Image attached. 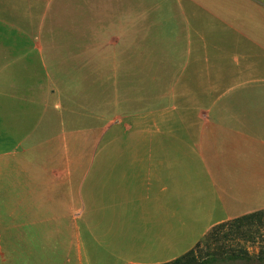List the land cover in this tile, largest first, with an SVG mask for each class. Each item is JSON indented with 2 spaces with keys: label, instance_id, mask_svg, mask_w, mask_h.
<instances>
[{
  "label": "crops",
  "instance_id": "obj_1",
  "mask_svg": "<svg viewBox=\"0 0 264 264\" xmlns=\"http://www.w3.org/2000/svg\"><path fill=\"white\" fill-rule=\"evenodd\" d=\"M55 1L0 0V33L30 34L28 25L14 18H39V30L27 41H0L2 263L8 261L3 237L12 246L14 234L19 240L14 224L55 225L42 233L57 238L69 223L77 252L67 254L62 264H162L191 250L216 225L263 210L264 105L256 102L264 92L243 90L242 70L232 86L221 88L209 77L201 90L198 76L186 73L209 46L222 58L226 48L207 33L243 34L236 22L243 21L251 0H60L53 7ZM175 6L183 23L171 26L177 13L172 15L170 7ZM49 15L54 75L38 37ZM107 61L180 65L179 87L195 98L207 96L209 104L180 107L198 115L190 123L179 121L178 135L165 131L168 125L155 135H122L123 125L134 124L120 119L123 106L107 123L100 86L91 94L92 66ZM101 75L97 72L96 82ZM79 81L81 96L95 95L96 103H69ZM37 97L42 102L35 108ZM181 129L194 130L196 138ZM111 147L113 152H107ZM15 170L33 177L20 190L25 195L11 201L10 172ZM40 233L36 230V239ZM92 247L97 252L91 253ZM17 257L22 264V256Z\"/></svg>",
  "mask_w": 264,
  "mask_h": 264
},
{
  "label": "rangeland",
  "instance_id": "obj_2",
  "mask_svg": "<svg viewBox=\"0 0 264 264\" xmlns=\"http://www.w3.org/2000/svg\"><path fill=\"white\" fill-rule=\"evenodd\" d=\"M60 0H56L53 4L56 5ZM264 3V0H262ZM245 10V9H244ZM178 12L177 6L170 7V13L176 14ZM244 13V19L240 22H236L237 27L244 30L243 34L237 33H220L210 34L207 33V37H213L218 40L216 44L226 48V52H221L222 58H217L219 53L209 46L208 53H203L198 64H191L187 66L186 73L192 77L198 76L197 89H203L208 84L209 77H212L218 81L221 88L226 86H232L239 81V72L242 70L243 79L246 84L242 87L243 90L250 91L253 93L264 92V5L257 1H249L247 8ZM73 17V16H71ZM240 18V17H239ZM13 19V18H12ZM11 19V20H12ZM52 16H45L43 19V26L41 33L38 34L39 39L45 46V57L48 62V71L54 75V70L57 66L52 65L49 62L51 50L49 28L52 23ZM230 19V17H228ZM15 21H20L22 24H27L30 30V34L20 33H0V41H18L26 40L29 36H33L34 29L39 30V18H14ZM170 25L174 23H183L182 17L177 13L174 19L170 20ZM234 22L237 20H233ZM0 29H2L0 25ZM179 40L182 39L181 34H176ZM226 39V40H225ZM246 46L247 49L245 47ZM228 53V57H226ZM246 54V57L242 56ZM239 55L241 64L238 63V58L233 59ZM106 56H113V53ZM226 57V58H225ZM248 63V64H246ZM80 69L81 66H76ZM93 81L90 82L91 94L93 90L98 89L103 93L100 97V105H104L106 109V115L108 117L107 123L117 117L118 112L115 111L119 105L123 106V117L121 120H132L134 121L133 126L126 127L123 125L119 133L126 131L129 135L130 132H134L135 135H152L161 133L163 126H170V135H178V122L185 120L187 123L196 119L197 113L180 112L183 106H202L209 104V98L207 96H191L187 90L179 87L177 81L178 69L180 65H160V64H137L132 66H116L110 61H107L105 65L92 66ZM76 72V71H75ZM100 72L101 79L96 82V74ZM92 73V70H91ZM121 75V81L118 79ZM132 76V77H130ZM229 76V77H228ZM55 77V76H53ZM116 77V78H115ZM189 77V76H187ZM228 77V78H226ZM118 79V80H117ZM47 82V83H46ZM45 86L49 88L51 83L46 81ZM89 85V83H88ZM121 86V88L119 87ZM81 82H75L73 87V96L70 104L83 103L87 100L88 103L93 104L97 101L95 95L81 96ZM207 87V86H206ZM121 89V93H120ZM196 89V88H194ZM196 89V90H197ZM34 99V104H41V97ZM31 98L28 99L29 104ZM104 103V104H103ZM257 104L264 105V98H260L256 102ZM254 105V104H253ZM29 106V105H28ZM36 108L37 106L34 105ZM125 116V118H124ZM181 132L186 130L181 129ZM136 132H138L136 134ZM189 133V134H188ZM186 132L188 137L196 138L197 134L192 131ZM112 136V134H111ZM264 147V145H263ZM173 148V149H172ZM107 152H113L112 147ZM171 154L177 156L178 149L175 146H171ZM187 153H190L188 150ZM260 157H263L260 154ZM11 162V168H16ZM261 171L263 175L260 177L259 182L262 188H264V158L260 159ZM30 173L15 170L10 172V200L17 201L18 198L23 197L25 194H21L20 190L28 185V182L32 180ZM205 178L203 177L202 180ZM20 184V186H19ZM203 185L205 183L203 182ZM5 199V194L3 195ZM2 196L0 194V201ZM204 202H209L210 199L202 198ZM14 231L19 236L14 234V238L17 242H14V246L10 245V242L3 237V249L8 254L7 262L4 264H18V254L23 258L22 264H62L66 262V255L71 253L72 256L76 254L77 242L72 241V234L69 231L71 225L69 223L64 224L63 228L65 233L58 235L57 238L54 236H47L42 233V229L49 227L54 228L55 225L47 224H35L26 228L18 227V224H14ZM73 227V226H72ZM1 228V227H0ZM19 229H22L18 232ZM1 230V229H0ZM36 230L41 232L37 235ZM63 230V229H62ZM213 231V232H212ZM73 243V244H72ZM72 244V246H71ZM200 244V246H197ZM192 249L197 250V254L202 253H213L221 256L229 254L233 251H248L252 260L249 263L259 264L258 256H264V209L252 218L249 222H244L241 226H225L223 228L214 227L209 233L201 239ZM20 252V253H18ZM97 252V248L92 247L91 253ZM94 259V258H93ZM36 260V263L34 262ZM31 261V262H30ZM172 261V260H171ZM243 261H225L219 264H243ZM0 264L2 259L0 258Z\"/></svg>",
  "mask_w": 264,
  "mask_h": 264
},
{
  "label": "trees",
  "instance_id": "obj_3",
  "mask_svg": "<svg viewBox=\"0 0 264 264\" xmlns=\"http://www.w3.org/2000/svg\"><path fill=\"white\" fill-rule=\"evenodd\" d=\"M261 211L262 210L241 217H237L229 222L218 224L214 227V230L216 228L221 229L225 226H241L242 223L249 222L252 218L257 216V214H259ZM197 246H200V244H197ZM252 259L253 258L248 251H233L229 254L218 256L213 253H207L206 255H202V253L197 254L196 249H191L182 256L162 264H219L220 262H225V261L227 262L243 261L245 262L243 264H254V263H249ZM258 259H259V264H264V256L259 255Z\"/></svg>",
  "mask_w": 264,
  "mask_h": 264
}]
</instances>
